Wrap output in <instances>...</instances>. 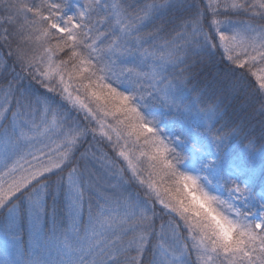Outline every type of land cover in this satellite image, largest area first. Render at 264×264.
<instances>
[{
	"label": "snow or ice",
	"instance_id": "obj_1",
	"mask_svg": "<svg viewBox=\"0 0 264 264\" xmlns=\"http://www.w3.org/2000/svg\"><path fill=\"white\" fill-rule=\"evenodd\" d=\"M0 264H264V0H0Z\"/></svg>",
	"mask_w": 264,
	"mask_h": 264
},
{
	"label": "rangeland",
	"instance_id": "obj_2",
	"mask_svg": "<svg viewBox=\"0 0 264 264\" xmlns=\"http://www.w3.org/2000/svg\"><path fill=\"white\" fill-rule=\"evenodd\" d=\"M178 129H179V124H177V125H176V128H175V129H173V130H178ZM24 239L26 240V239H27V237L25 236V237H24Z\"/></svg>",
	"mask_w": 264,
	"mask_h": 264
}]
</instances>
